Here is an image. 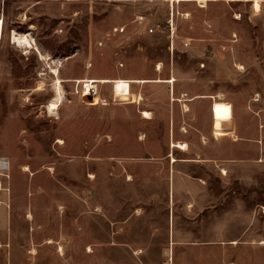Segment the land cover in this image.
<instances>
[{
  "label": "rangeland",
  "instance_id": "374dc122",
  "mask_svg": "<svg viewBox=\"0 0 264 264\" xmlns=\"http://www.w3.org/2000/svg\"><path fill=\"white\" fill-rule=\"evenodd\" d=\"M259 3L0 0V264H264Z\"/></svg>",
  "mask_w": 264,
  "mask_h": 264
},
{
  "label": "bare ground",
  "instance_id": "6f19581e",
  "mask_svg": "<svg viewBox=\"0 0 264 264\" xmlns=\"http://www.w3.org/2000/svg\"><path fill=\"white\" fill-rule=\"evenodd\" d=\"M171 2H180L181 0H170ZM184 1V0H183ZM188 1V0H187ZM199 6H204L206 4L207 0H196ZM260 0H252L253 2V7L255 10H259L260 7ZM2 32V19L0 18V34ZM9 38L11 39V42L17 46L23 47L24 49H35L38 57L40 60H43L45 63H50V58L48 55L43 54L37 47L35 44H33L30 41V36L28 33H17L14 30H12L9 34ZM34 40V39H33ZM34 45V46H33ZM52 64V61H51ZM160 64V63H158ZM61 66V64L59 62H56L54 65H49V72L53 75L54 77V90H55V95L54 97L50 100V102L46 105V109L48 111V113L51 115L53 114V111L56 110L58 108V106L61 104L62 100H63V96H62V88H61V80L59 78V67ZM238 69H242V65L241 64H236ZM161 67L158 65L157 69H160ZM135 81H137L138 83H145L148 82L145 79H136ZM155 81H161L160 79H155ZM168 82H172L175 81V78L173 76L169 77L167 79ZM140 98V97H139ZM172 100H174V98L172 97ZM187 108V107H186ZM141 116L144 119H151L150 116V112L146 111V110H142L141 111ZM57 142H61L60 139L57 140ZM172 146H175L179 149H184L186 148V143L182 142V141H176V142H172ZM171 160H173V158H171ZM8 165L7 161L4 159H0V169H4L6 168ZM24 170H27V167L25 166ZM89 177H93V175L90 173L88 174ZM1 187V186H0ZM47 242H50V240H47ZM89 250V248H88ZM230 264V263H229Z\"/></svg>",
  "mask_w": 264,
  "mask_h": 264
},
{
  "label": "crops",
  "instance_id": "0c3cea01",
  "mask_svg": "<svg viewBox=\"0 0 264 264\" xmlns=\"http://www.w3.org/2000/svg\"><path fill=\"white\" fill-rule=\"evenodd\" d=\"M248 2H251L252 3V5H253V2H252V0H247ZM260 7H261V4H260ZM259 7V8H260ZM186 148H187V144H186ZM171 149H173V147H171ZM178 150H180V149H178ZM182 151V150H181ZM167 156H170V157H172V155L171 154H167ZM176 161V160H175ZM172 162H174V161H172ZM171 183L172 184H174V189H177V187H176V185H175V183L173 182V177H172V179H171ZM173 188V187H172ZM219 232V231H218ZM214 243H211V242H188V243H182V242H175L174 243V245H175V247H179V248H181V249H184L185 251H186V253H187V250H188V254L190 255V254H193V255H197V256H199V252L201 251L202 252V249L204 250V249H209L211 246L210 245H213ZM173 245V243H171V249H173L174 247L172 246ZM176 245H178V246H176ZM230 246H229V248H235V245H237V242L236 241H234V240H231L230 241V244H229ZM213 247H215V248H218V247H220V246H217L216 244L213 246ZM196 257V256H195ZM183 260H185V257L183 258ZM173 261V251H171V253L169 254V257H168V260H167V264H170V262L171 263H173L172 262ZM205 262V261H204ZM204 262H200V264H206V263H204ZM176 263L177 264H187L185 261H182V260H180V261H176ZM230 264H235L234 262L232 263H230Z\"/></svg>",
  "mask_w": 264,
  "mask_h": 264
},
{
  "label": "built area",
  "instance_id": "2783aa9c",
  "mask_svg": "<svg viewBox=\"0 0 264 264\" xmlns=\"http://www.w3.org/2000/svg\"><path fill=\"white\" fill-rule=\"evenodd\" d=\"M152 30H153V29L151 28L149 31L151 32ZM261 157H263V158H264V155H262V154H261Z\"/></svg>",
  "mask_w": 264,
  "mask_h": 264
}]
</instances>
